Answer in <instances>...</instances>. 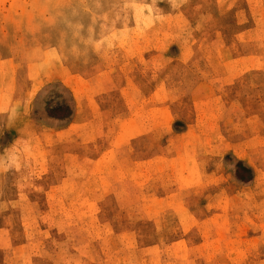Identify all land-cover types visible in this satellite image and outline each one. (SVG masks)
<instances>
[{"label": "rangeland", "instance_id": "rangeland-1", "mask_svg": "<svg viewBox=\"0 0 264 264\" xmlns=\"http://www.w3.org/2000/svg\"><path fill=\"white\" fill-rule=\"evenodd\" d=\"M0 264H264V0H0Z\"/></svg>", "mask_w": 264, "mask_h": 264}]
</instances>
